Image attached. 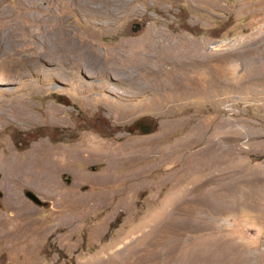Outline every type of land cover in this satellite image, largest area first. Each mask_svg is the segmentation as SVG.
Returning a JSON list of instances; mask_svg holds the SVG:
<instances>
[{"label": "rangeland", "instance_id": "374dc122", "mask_svg": "<svg viewBox=\"0 0 264 264\" xmlns=\"http://www.w3.org/2000/svg\"><path fill=\"white\" fill-rule=\"evenodd\" d=\"M0 161V264H264V0H0Z\"/></svg>", "mask_w": 264, "mask_h": 264}, {"label": "water", "instance_id": "95a60500", "mask_svg": "<svg viewBox=\"0 0 264 264\" xmlns=\"http://www.w3.org/2000/svg\"><path fill=\"white\" fill-rule=\"evenodd\" d=\"M90 169L92 170L91 167ZM65 183L68 184L69 180H66ZM21 194L25 200H27L30 204H32L37 208L45 209L49 206L48 202L40 200L39 197L29 189L26 188L22 189ZM0 197H1V193H0Z\"/></svg>", "mask_w": 264, "mask_h": 264}, {"label": "bare ground", "instance_id": "6f19581e", "mask_svg": "<svg viewBox=\"0 0 264 264\" xmlns=\"http://www.w3.org/2000/svg\"><path fill=\"white\" fill-rule=\"evenodd\" d=\"M106 1V0H105ZM156 33V32H155ZM152 34V33H151ZM149 36V35H148ZM147 39V38H146ZM149 39V38H148ZM147 44V43H146ZM187 44H191L190 42H187ZM154 45H155V43H154ZM154 46H153V44L152 43H150V44H148V45H145L144 44V46H143V48L144 49H149V50H151L152 48H153ZM165 47V46H164ZM170 48V47H169ZM185 48H187V47H185ZM185 48L183 49V51H177V50H175L176 52H174L176 55L178 54L179 56L180 55H186V50H185ZM143 49V50H144ZM147 49V50H148ZM165 49V48H164ZM152 51V50H151ZM186 51V52H185ZM163 52H166V51H163ZM163 52H161V53H163ZM168 52H166V53H164L165 54V56H164V58H163V60L164 61H166L167 62V60H169L170 62H174V57L173 58H168V54H167ZM172 54H173V50H172V52H171ZM170 53V54H171ZM188 55V54H187ZM130 56V55H129ZM124 57V56H123ZM149 57V55H147V58ZM181 57V56H180ZM185 57V56H184ZM130 58V57H129ZM131 58H133V57H131ZM149 59H150V57H149ZM128 62H131V61H128ZM134 62V61H133ZM139 63V62H138ZM143 65V64H142ZM139 66V72L141 71H143V70H149L150 71V69L147 67V66H145V65H143V66ZM153 69V68H152ZM86 72V71H85ZM155 71L154 70H151V73H154ZM88 73V72H87ZM88 75H89V73H88ZM164 83V82H163ZM159 89V88H158ZM161 93V92H160ZM0 163H1V161H0ZM0 166H1V164H0Z\"/></svg>", "mask_w": 264, "mask_h": 264}]
</instances>
